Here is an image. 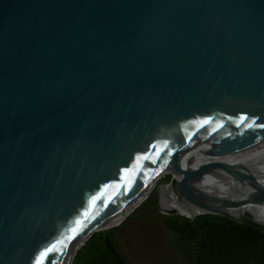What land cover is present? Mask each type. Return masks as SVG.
Here are the masks:
<instances>
[{"label": "water", "instance_id": "95a60500", "mask_svg": "<svg viewBox=\"0 0 264 264\" xmlns=\"http://www.w3.org/2000/svg\"><path fill=\"white\" fill-rule=\"evenodd\" d=\"M261 125L264 0H0V264H71L155 186L264 229Z\"/></svg>", "mask_w": 264, "mask_h": 264}, {"label": "trees", "instance_id": "16d2710c", "mask_svg": "<svg viewBox=\"0 0 264 264\" xmlns=\"http://www.w3.org/2000/svg\"><path fill=\"white\" fill-rule=\"evenodd\" d=\"M170 176L164 175L160 182H168ZM143 207L153 208L173 234L175 249L186 264H264V229L219 214L202 213L190 218L179 211L162 213L157 206L156 186L122 224ZM114 229L94 232L71 264H132L120 252Z\"/></svg>", "mask_w": 264, "mask_h": 264}, {"label": "rangeland", "instance_id": "374dc122", "mask_svg": "<svg viewBox=\"0 0 264 264\" xmlns=\"http://www.w3.org/2000/svg\"><path fill=\"white\" fill-rule=\"evenodd\" d=\"M131 211L123 214L108 228H115L117 246L132 264H186L175 249L173 234L163 226L153 208H139L122 224ZM159 211L166 214L173 210L167 211L159 207Z\"/></svg>", "mask_w": 264, "mask_h": 264}, {"label": "bare ground", "instance_id": "6f19581e", "mask_svg": "<svg viewBox=\"0 0 264 264\" xmlns=\"http://www.w3.org/2000/svg\"><path fill=\"white\" fill-rule=\"evenodd\" d=\"M238 161L245 163L251 167H254L257 173H259L258 178L264 182V147L260 148L259 150L249 154L248 156L242 159H239ZM140 202H137V203L139 204ZM161 203L163 206L169 209H178L179 207H181L180 203L177 200H175V198L172 195H170V193L166 192L164 189L161 190ZM247 208L251 210L255 215H257V217H260L262 219L264 218V205H250ZM131 210L132 209L127 210L124 213H122L120 216H118L116 220H114L113 223H110V225L107 226L106 228L115 224L123 214H126L127 212Z\"/></svg>", "mask_w": 264, "mask_h": 264}, {"label": "snow or ice", "instance_id": "6c2138e0", "mask_svg": "<svg viewBox=\"0 0 264 264\" xmlns=\"http://www.w3.org/2000/svg\"><path fill=\"white\" fill-rule=\"evenodd\" d=\"M241 119L243 120L244 118L242 117ZM261 127H264V125H261ZM68 239L70 241L71 239H73V237H69ZM47 251L48 252H51L52 251V248H49ZM41 255H43V254H41ZM37 264H39V261L37 262Z\"/></svg>", "mask_w": 264, "mask_h": 264}]
</instances>
